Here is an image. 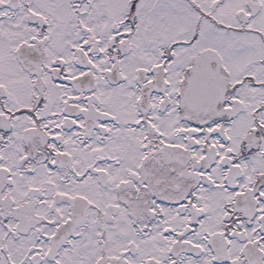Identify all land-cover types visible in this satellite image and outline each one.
Instances as JSON below:
<instances>
[{
	"label": "snow or ice",
	"instance_id": "1",
	"mask_svg": "<svg viewBox=\"0 0 264 264\" xmlns=\"http://www.w3.org/2000/svg\"><path fill=\"white\" fill-rule=\"evenodd\" d=\"M0 264H264V0H0Z\"/></svg>",
	"mask_w": 264,
	"mask_h": 264
}]
</instances>
